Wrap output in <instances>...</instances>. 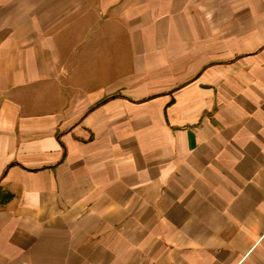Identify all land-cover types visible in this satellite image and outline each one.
<instances>
[{
  "label": "crops",
  "instance_id": "0c3cea01",
  "mask_svg": "<svg viewBox=\"0 0 264 264\" xmlns=\"http://www.w3.org/2000/svg\"><path fill=\"white\" fill-rule=\"evenodd\" d=\"M0 264H264V0H0Z\"/></svg>",
  "mask_w": 264,
  "mask_h": 264
},
{
  "label": "trees",
  "instance_id": "16d2710c",
  "mask_svg": "<svg viewBox=\"0 0 264 264\" xmlns=\"http://www.w3.org/2000/svg\"><path fill=\"white\" fill-rule=\"evenodd\" d=\"M11 198V195L9 193H5L2 190H0V203H5Z\"/></svg>",
  "mask_w": 264,
  "mask_h": 264
}]
</instances>
